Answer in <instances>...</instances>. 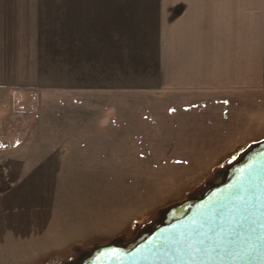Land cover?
I'll return each instance as SVG.
<instances>
[{
  "label": "rangeland",
  "instance_id": "374dc122",
  "mask_svg": "<svg viewBox=\"0 0 264 264\" xmlns=\"http://www.w3.org/2000/svg\"><path fill=\"white\" fill-rule=\"evenodd\" d=\"M62 97L0 89V264L130 247L264 142V88Z\"/></svg>",
  "mask_w": 264,
  "mask_h": 264
},
{
  "label": "crops",
  "instance_id": "0c3cea01",
  "mask_svg": "<svg viewBox=\"0 0 264 264\" xmlns=\"http://www.w3.org/2000/svg\"><path fill=\"white\" fill-rule=\"evenodd\" d=\"M263 88L264 0H0V89L78 101Z\"/></svg>",
  "mask_w": 264,
  "mask_h": 264
},
{
  "label": "water",
  "instance_id": "95a60500",
  "mask_svg": "<svg viewBox=\"0 0 264 264\" xmlns=\"http://www.w3.org/2000/svg\"><path fill=\"white\" fill-rule=\"evenodd\" d=\"M171 212L134 245L99 248L82 264H264V142Z\"/></svg>",
  "mask_w": 264,
  "mask_h": 264
}]
</instances>
